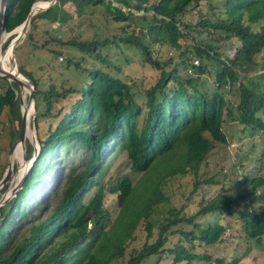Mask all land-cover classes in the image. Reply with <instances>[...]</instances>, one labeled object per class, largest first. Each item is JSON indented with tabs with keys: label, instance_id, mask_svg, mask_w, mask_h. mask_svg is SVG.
I'll return each instance as SVG.
<instances>
[{
	"label": "trees",
	"instance_id": "16d2710c",
	"mask_svg": "<svg viewBox=\"0 0 264 264\" xmlns=\"http://www.w3.org/2000/svg\"><path fill=\"white\" fill-rule=\"evenodd\" d=\"M36 1L8 0L4 13L6 30L20 25ZM46 1L49 0H39L37 6ZM116 1L127 8L114 4V0H56L30 18L25 34L27 41L34 38L39 19L63 26L74 14L98 12L107 25L97 28L102 36H107L105 31L110 29V24H117L114 27L123 31L127 30L128 21H136L133 9L152 10L151 14H141L137 34L130 31L120 38L139 48L142 61L158 68L159 74L154 84L144 89V103H139L127 81L101 67L89 69L79 85L58 88L53 82L46 87L32 71L19 64L20 72L34 85L39 152L15 195L0 206V264H112L120 259L124 264H141L147 257L165 251L174 254V261L193 264L194 258L210 257L203 252H192L179 238L167 245L169 234L177 236L179 233L191 242L199 239L202 244H213L224 237L223 224L209 223L200 227L195 218L207 212L234 213L232 203L238 198L237 193L219 194L201 203L198 210L188 216H166L153 241L147 239L153 226L149 215L152 206L162 198L158 188L162 178L169 173L183 172L184 164L197 171L212 147V140L226 141L223 129L226 119L236 117L252 130L264 127L263 119L257 114L264 108V76L261 75L259 81L252 80L250 86L242 81V72L257 64L255 55L264 48V0H223L221 14L214 16L208 15L217 8L212 0H153L149 4V0ZM202 1L209 4V11L198 13ZM190 7L196 14L184 19L183 14ZM45 23L42 30L47 34ZM192 30L206 34H190ZM13 32L2 42V49L10 42ZM116 36L114 33L100 42L117 43ZM187 37L192 42L186 40ZM222 38L236 43L233 57L228 56L222 45L215 44ZM45 40L48 42L50 37ZM71 42L86 51H93L98 43L94 39ZM156 44L157 52L180 49L187 67L189 54L199 57L200 65L189 64L199 74L212 75L213 87L207 88V81H198V76L183 79L176 66L166 68L171 56L168 61L152 55ZM18 47L15 51L19 53ZM9 55L15 63L12 52ZM66 61L71 63L70 58ZM75 64L78 66V61ZM0 78L5 79L1 75ZM225 84L228 90L236 86L239 91L235 116L232 101L221 89ZM18 88L16 82L9 81L0 92V115L7 107L10 121L17 118L21 123ZM58 98L71 101L66 108L60 105L54 111L53 101ZM39 99L46 103L44 112L38 111ZM43 115L50 116L45 129L39 122ZM14 136L11 134V138ZM181 146L180 156L172 155ZM70 150L80 152V159L77 163L63 164ZM33 152L34 145L26 139V157H31ZM122 152L131 170L144 174L135 181L127 172L116 173L105 180L104 173L110 162ZM259 157L264 158V147ZM153 173L157 179L152 177ZM50 177L52 185L48 187ZM240 179L252 187L264 182L262 177L249 178L246 174ZM41 185L43 192L33 199ZM92 188L93 193L84 200ZM107 192L114 194L119 202V211L112 219L104 204ZM53 201L55 204L51 205ZM245 212L246 232L261 241L264 239V209ZM142 219L146 240L135 246L132 245L134 230ZM184 224L190 227L184 228ZM217 261L219 264L239 263L238 258H217Z\"/></svg>",
	"mask_w": 264,
	"mask_h": 264
},
{
	"label": "rangeland",
	"instance_id": "374dc122",
	"mask_svg": "<svg viewBox=\"0 0 264 264\" xmlns=\"http://www.w3.org/2000/svg\"><path fill=\"white\" fill-rule=\"evenodd\" d=\"M152 1L153 0H149L147 4ZM222 2L223 0H212V3L216 5L217 8L215 12H210L208 15L214 16L216 13L221 14ZM113 3L127 8L119 1L114 0ZM198 8L201 9L198 10V13L207 12L209 11V4L206 1H202ZM133 11L137 14L135 15L136 21H128L129 24L126 26L127 30L120 31L118 27H114L117 24H110V29L105 31L107 36H102L99 32V28H97L98 25L99 27L101 25H107L104 22V16H100L98 12H86L81 16H76V14H74L72 18L70 17V19L63 24V26L59 25L58 22L52 23L49 20L46 22V19H39L38 22L41 24L37 23V26L34 28V38L27 41L25 34L29 27L28 24L25 33L17 44L19 45V53L15 51L16 49L14 48L12 56L15 63L11 61L10 55L7 56L8 58L6 57V50V52H3L7 46L2 49L1 45L0 61L3 62L11 72L18 71L16 66L19 67V64H21L26 70L32 71L38 80L44 82L46 87L49 82H53L58 88L79 85L80 81L83 79V75H86L89 69L101 67L127 81L130 84L132 92L135 93L137 101L139 103H144V89L154 84L157 80L159 70L148 63H144L141 59L140 49L133 46V44H129L127 41L121 40L120 37H124L126 32L130 31L137 34L138 28L142 23L141 14H151L152 10L145 11L133 9ZM70 13H72V11ZM195 14L194 9L190 7L184 12L183 18L187 19ZM44 23L48 29L47 34L43 33L42 30ZM15 29L6 33L3 41L11 35L12 31H14L12 33L14 34V37L17 34ZM114 33L118 35L116 36L117 43L112 41L105 43L100 42L103 38H110ZM190 34L205 35L206 33L199 34L196 30H192L190 31ZM47 37H50V40L45 42V38ZM51 37L53 39L56 37L60 40H52ZM144 38L147 39L148 36L144 35ZM73 39L80 42L94 39L98 41V43L93 51H86L81 49L78 45L73 44L71 42ZM186 40L192 42V39L189 37H187ZM223 40L224 39L222 38L215 44L222 45L227 49L228 56L233 57L236 43L232 39H230V42ZM9 47L10 45L8 46V49ZM157 48V44L153 46L152 55H158L159 58L168 61L169 56H171L170 65L166 66V68L176 66L183 79L184 77L192 75L198 76V81H207V88H212L213 84H215L212 75H208L207 72L199 74L194 71L193 66L189 64L191 62L194 63L195 66L200 65L202 61L199 57L189 54V58L186 60L189 61L187 62L189 67H187V65L184 64V54H180V49L171 48L168 49V51L162 52L158 49L159 52H157ZM55 50H59V52L56 53ZM67 58H70L71 63L66 61ZM101 58H104L105 61H102ZM254 59L257 64L255 66H250L249 69L246 68V71L242 72V81L249 86L252 84V80L256 82L264 76V65L262 64L264 59V48L255 55ZM76 61L79 63L78 66L75 64ZM184 65L186 66L185 68ZM4 78L5 79L0 78V92L4 91L6 85L11 81L6 77ZM235 87L232 86V90H228L227 84L221 87L224 96L233 103L234 116L237 113L236 104L239 99V91L235 89ZM17 92L20 98V88H18ZM26 93H28V91ZM27 95H25L24 101H27ZM70 101V98H58L53 101L54 106L52 109L56 111L60 105L66 108ZM45 110L46 103L44 102V99H39L38 111L44 112ZM30 111V123L28 125L33 130V134L31 135L30 133L27 134V132H25L26 136L24 139V145L23 142H21L19 150L14 147V150L10 155L12 166L8 173L6 172L9 160L7 152L18 134L20 122L17 118L10 121L7 107L4 108L0 115V182H2L3 176L6 177L5 183L0 186V197L5 194L9 195L4 203L16 193V191L14 193L10 191L14 174L17 170L23 169L16 181L18 185L20 179L24 178L35 159H32L34 156L33 154L29 158L25 155L26 139H29L33 145L35 144V106H33ZM257 114H259L264 121V108L257 111ZM48 121H50L49 115L40 116L39 122L41 128L45 129ZM223 129L226 134V141L212 140V147L207 152L204 159L199 163L197 171L194 172L192 169H188L187 165L184 164L183 172L178 171L175 173H169L160 180L158 188L162 198L151 208L149 220L152 222L153 226L150 237L147 239L148 241H153L157 237L160 225L165 221L166 216H188L197 211L201 203L211 201L219 194L223 196L237 193L238 198L232 203V206L235 209L234 213L226 215L218 214L217 212H207L205 214H200L195 218V221L198 222L200 227H205L209 223L223 224L225 226V231L222 235L224 236L222 240L213 244H202L199 242V239H194L191 242L185 237L183 238L179 233H177V236L174 235L175 233H171L168 235L166 244H172L179 238L184 247H189L192 252H203L210 257L209 259L194 258L192 259L193 264H219L217 258H222L224 260L238 258V264H264V239L258 241L257 237L250 236L244 227V221L247 216L245 211L264 209V182L258 186L252 187L247 183H242L240 179V176L245 174L249 178L253 176L264 178V158L259 157L260 150L264 147V127L252 130L251 127L247 125L243 126L242 122L234 117L233 119L228 118L223 122ZM11 134H15V136L11 138ZM208 136L211 139L210 135ZM180 152H183L182 146L175 149L172 155L180 156ZM63 154L64 152L62 151L61 155L63 156ZM80 156V152L77 153L74 152V150H70L67 157H65L63 164L68 161L70 163H77ZM18 158H20V160ZM54 172L55 169L52 170V174ZM122 172L129 173L132 176L133 181L137 180L142 174H144L141 171L135 172L131 170L129 163L126 161L125 152H122L110 162L109 169L104 173V179L107 180L109 179V176H114L116 173L119 174ZM152 177L157 179V176L154 173ZM110 179H112V177H110ZM48 181V187H51V177ZM41 187L42 185L40 188ZM40 188L35 193L33 199H35L36 196L39 197L43 192L44 187H42L41 190ZM93 191V188L89 190L83 199L87 200ZM5 197L6 196H4V198ZM27 203L31 204L33 203V200L31 199V203L29 201ZM54 204L55 201L51 203V205ZM104 204L110 212V219H112L119 211L117 197L114 194L107 192L104 196ZM174 227L175 226L172 228ZM189 227L190 224H184V228ZM146 232L145 220L142 219L134 230L135 240L132 242V245L139 246L141 242L145 241L147 235ZM173 255V253L168 251L161 252V255L158 253L147 257L141 264L183 263V260L174 261ZM112 264H124V262L120 259Z\"/></svg>",
	"mask_w": 264,
	"mask_h": 264
},
{
	"label": "water",
	"instance_id": "95a60500",
	"mask_svg": "<svg viewBox=\"0 0 264 264\" xmlns=\"http://www.w3.org/2000/svg\"><path fill=\"white\" fill-rule=\"evenodd\" d=\"M8 0H0V45L1 42L3 41L2 36L6 33H8L9 31L6 30L5 28V9H6V4H7ZM56 0H49L46 1L43 5H39L37 7H35V5L33 4L26 16V18L24 19V21L18 25L20 26V31L10 40V42L8 43L7 47L9 45H11V52H13L15 46L18 44V42L21 40L22 35L25 33L27 26L29 24L30 18L33 14H35L36 12L41 11V10H45L47 9L49 6H51L52 3H54ZM18 26H16L15 28H17ZM15 28H13L12 30H14ZM6 47V48H7ZM6 48L3 50V52L6 50ZM18 73L20 74L19 71V67L16 66ZM0 75L6 77L8 80L14 81L18 84V87L21 89L22 85H26V87H28V95H27V102L30 104H32V107L35 106L34 105V95H33V91H34V85L33 83L27 78L25 77V79H22L21 77H19L18 75H16L15 73L7 70L6 68L2 67L1 63H0ZM20 111H21V123H20V128L18 131V134L16 136V138L14 139L13 143L11 144V146L8 149V168H7V173L9 172L10 167L12 166V160L10 158L11 153L14 150V147L17 143V141L21 140L23 142L24 145V139H25V129H26V119H25V111L23 110V106H22V98L20 95ZM35 130V128H34ZM34 139H35V144H34V152H33V157L32 159L36 158L39 152V144H38V140L36 137V133L34 131ZM24 147V146H23ZM35 160V159H34ZM6 181V177L3 176L2 178V182H0V186H2L1 184L5 183ZM23 179H20L19 184L17 185V183L14 184V186H10V191L11 192H15L22 184ZM4 196H6L4 198ZM9 195H1L0 197V205L3 204L6 201V198L8 199Z\"/></svg>",
	"mask_w": 264,
	"mask_h": 264
},
{
	"label": "bare ground",
	"instance_id": "6f19581e",
	"mask_svg": "<svg viewBox=\"0 0 264 264\" xmlns=\"http://www.w3.org/2000/svg\"><path fill=\"white\" fill-rule=\"evenodd\" d=\"M39 2V0L38 1H36L35 2V7H37V3ZM15 31L18 33L19 31H20V26H18L16 29H15ZM4 38V35L2 36V39ZM11 45H10V47H9V49L7 50V52H6V57L7 56H9V53L11 52ZM0 53H1V51H0ZM8 58V57H7ZM0 63H1V65H3L2 67H4V68H6L7 70H9L6 66H5V64L3 63V62H1L0 61ZM10 71V70H9ZM13 73H15L16 75H18L19 77H21L22 79H25V77H24V75L22 74V73H18V71H16V72H13ZM21 98H22V106H23V110L25 111V119H26V129H25V132H27V134L28 133H30L31 135L33 134V130L31 129V127L28 125L29 123H30V114H31V111L30 110H32V104L30 103H28L26 100L24 101V98H25V95H27V91H28V87H26V85H22V87H21ZM24 102H25V106H24ZM27 120H28V122H27ZM24 132V133H25ZM25 136H26V133H25ZM21 140H19V141H17V143H16V145H15V147H16V149L17 150H19L20 149V147H21ZM19 160H20V158H18ZM27 166V165H26ZM23 170V169H22ZM21 169H19V170H17V172L14 174V178H13V183L11 184V187L12 186H14V184L16 183V181L18 180V178H19V176H20V174H21V171H22Z\"/></svg>",
	"mask_w": 264,
	"mask_h": 264
}]
</instances>
